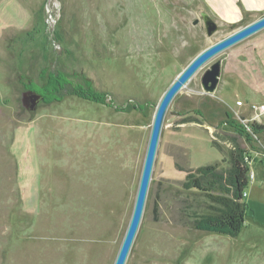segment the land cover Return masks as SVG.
<instances>
[{
  "label": "rangeland",
  "instance_id": "1",
  "mask_svg": "<svg viewBox=\"0 0 264 264\" xmlns=\"http://www.w3.org/2000/svg\"><path fill=\"white\" fill-rule=\"evenodd\" d=\"M202 12L219 24L212 36ZM243 20L223 21L203 0H0V264L114 263L157 104L198 53ZM212 62L166 113L126 264H264L261 198L248 200L235 237L194 226L222 208L216 187H188L190 173L210 165L225 173L240 150L249 183L264 168V132L249 141L235 128L264 126V64L229 84L237 70L224 61L206 93ZM51 73L69 82L62 99L25 107L23 93L44 89Z\"/></svg>",
  "mask_w": 264,
  "mask_h": 264
},
{
  "label": "water",
  "instance_id": "2",
  "mask_svg": "<svg viewBox=\"0 0 264 264\" xmlns=\"http://www.w3.org/2000/svg\"><path fill=\"white\" fill-rule=\"evenodd\" d=\"M201 15L207 35L212 36L215 32L218 31L219 24L209 13L202 12ZM197 22L198 20H196L194 23L196 24ZM262 29H264V16L243 27H240L226 37L208 46L189 62V64L177 75V77L163 93L159 103L156 106V110L153 116L148 145L145 153L131 218L129 220L126 232L124 234L123 240L113 264H126L134 240L140 228L160 142L163 123L172 101L181 91V89L192 79V77L200 69H202L205 65L212 61L214 62L211 63L202 77V87L206 93L215 92L221 78L222 61L221 59H214H216L228 48L256 34ZM22 96L23 105L33 110L37 107L38 101L41 98L38 93L34 92H24Z\"/></svg>",
  "mask_w": 264,
  "mask_h": 264
},
{
  "label": "trees",
  "instance_id": "3",
  "mask_svg": "<svg viewBox=\"0 0 264 264\" xmlns=\"http://www.w3.org/2000/svg\"><path fill=\"white\" fill-rule=\"evenodd\" d=\"M69 82L66 78L51 73L44 89L36 87V90H42L46 94L45 102L60 101L63 97L62 91ZM77 95L85 97L94 102L104 99L92 90L81 93L74 91ZM238 124L235 128L240 134H244L249 141L252 136L246 129H239ZM253 130L258 133L264 132L263 125L252 126ZM188 187L197 189L211 190L218 189L219 194L216 196V202L221 206L219 214H210L197 219L194 223L196 229L207 232L221 233L230 236H237L243 228L244 217L248 211V205L244 202L243 193L248 188V166L244 161V151L240 150L237 154H232L231 166L225 173L216 172L213 165L201 167L197 173H190Z\"/></svg>",
  "mask_w": 264,
  "mask_h": 264
},
{
  "label": "crops",
  "instance_id": "4",
  "mask_svg": "<svg viewBox=\"0 0 264 264\" xmlns=\"http://www.w3.org/2000/svg\"><path fill=\"white\" fill-rule=\"evenodd\" d=\"M203 3L207 5L214 16L226 22H235L246 17L248 20H243V25L241 26H245L264 16V0H203ZM224 54L226 56L223 58L224 60L221 59V74L224 73V61L233 64L237 70H234V72L229 71L226 74V76L229 75L231 77L226 79L225 82L231 84L230 82L234 80L233 77L235 75H240V77L244 75L242 68L252 64L255 66L259 65L258 63L264 64V29L221 53V55ZM228 86L227 84L224 85L223 91L226 92ZM256 173L253 181L249 183L246 189V204L248 200L249 203L264 201V168L259 170V175Z\"/></svg>",
  "mask_w": 264,
  "mask_h": 264
},
{
  "label": "flooded vegetation",
  "instance_id": "5",
  "mask_svg": "<svg viewBox=\"0 0 264 264\" xmlns=\"http://www.w3.org/2000/svg\"><path fill=\"white\" fill-rule=\"evenodd\" d=\"M29 88V89H28ZM27 88V90L25 91V92H34V93H38L40 96H41V98L39 99V101H38V104L40 103V102H43V101H45V99H46V94L42 91V90H36V89H34V88H31V87H28ZM37 104V105H38Z\"/></svg>",
  "mask_w": 264,
  "mask_h": 264
},
{
  "label": "built area",
  "instance_id": "6",
  "mask_svg": "<svg viewBox=\"0 0 264 264\" xmlns=\"http://www.w3.org/2000/svg\"><path fill=\"white\" fill-rule=\"evenodd\" d=\"M248 129H249V128H247V127H246V130H247V131H248ZM251 130H252V133H253V134H250V133H249V131H248V133H249L251 136H252V135H256V134H257V133H256V132L253 130V128H252V127H251ZM252 137H253V136H252ZM252 139H253V138H252Z\"/></svg>",
  "mask_w": 264,
  "mask_h": 264
}]
</instances>
